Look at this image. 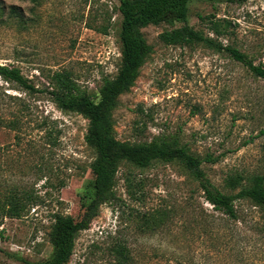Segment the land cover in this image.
I'll list each match as a JSON object with an SVG mask.
<instances>
[{"label":"rangeland","instance_id":"rangeland-1","mask_svg":"<svg viewBox=\"0 0 264 264\" xmlns=\"http://www.w3.org/2000/svg\"><path fill=\"white\" fill-rule=\"evenodd\" d=\"M120 4L0 0V64L20 67L42 90L51 88L50 74L65 71L96 96L121 65ZM219 18L225 21L214 28ZM184 25L215 45L163 40L165 31ZM142 33L153 51L135 85L119 96L114 135L185 146L204 160L211 187L238 194L264 175V74L253 69L264 71V0H192L186 20L149 24ZM0 86L30 105L20 132L0 124V264H38L53 252L55 214H79L96 152L85 140L89 121L82 114L62 110L48 92L27 95L1 77ZM0 102L4 113L14 105L9 96ZM14 184L39 200H23L22 216L11 218L2 211ZM114 190L117 199L78 233L66 264H264V208L235 198L236 217L215 211L178 160L146 168L123 163Z\"/></svg>","mask_w":264,"mask_h":264},{"label":"trees","instance_id":"trees-1","mask_svg":"<svg viewBox=\"0 0 264 264\" xmlns=\"http://www.w3.org/2000/svg\"><path fill=\"white\" fill-rule=\"evenodd\" d=\"M192 0H121L119 10L122 16L120 41L122 46L121 65L117 74L105 78L96 96L82 90L77 81L67 72L56 70L48 76L51 88L42 90L36 83L24 75L20 67L0 64V77L15 85L17 90L27 95L48 92L52 100L62 110L82 114L89 121L85 134L86 142L95 149L96 157L91 164L93 177L89 182L88 191L81 194L80 211L77 216L55 214V221L50 233L53 245L52 254L38 264H66L73 254L78 233L90 227L93 219L99 215L102 204L117 199L114 186L120 166L123 163L146 168L156 161L170 162L178 160L200 180L205 190V198L214 206V210L228 217L237 216L235 198L250 199L254 205L264 208V175H255L243 186L238 194H227L218 188L211 187L206 173L202 168L203 159L190 153L185 146L169 144L160 139L150 142L130 143L122 141L114 135L113 110L118 104L121 94L135 85L140 69L153 47L147 42L142 28L149 24L186 20L189 4ZM230 3L247 0H226ZM213 21V20H212ZM225 19H216L214 28L222 26ZM163 40L168 44H183L199 41L215 45L214 39L205 36L194 28L184 25L181 28L165 31ZM237 59L247 62V55L238 49L231 48ZM249 65L253 64L248 62ZM264 74L260 68H253ZM9 96L12 104L4 113L0 102V124L20 132L23 118L30 110L26 99L16 94L1 90L0 101ZM18 104V105H17ZM211 155L207 161H213ZM235 186L236 181L232 180ZM3 211L5 216L21 217L26 205L23 200H39L27 188L13 185L8 188L4 197ZM145 222H152L153 214H145ZM150 215V216H148ZM155 219V218H153ZM152 219V220H153ZM0 245V251H1Z\"/></svg>","mask_w":264,"mask_h":264}]
</instances>
